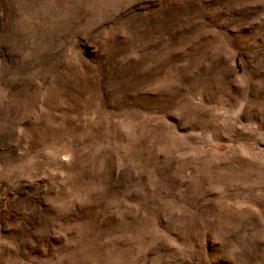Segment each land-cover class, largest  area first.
<instances>
[{
    "label": "rangeland",
    "instance_id": "obj_1",
    "mask_svg": "<svg viewBox=\"0 0 264 264\" xmlns=\"http://www.w3.org/2000/svg\"><path fill=\"white\" fill-rule=\"evenodd\" d=\"M0 264H264V0H0Z\"/></svg>",
    "mask_w": 264,
    "mask_h": 264
}]
</instances>
